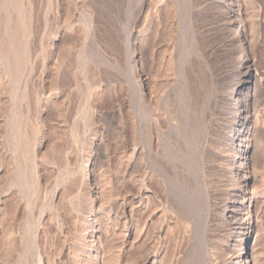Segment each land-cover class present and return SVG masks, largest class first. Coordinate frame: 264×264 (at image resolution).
<instances>
[{
	"label": "rangeland",
	"instance_id": "obj_1",
	"mask_svg": "<svg viewBox=\"0 0 264 264\" xmlns=\"http://www.w3.org/2000/svg\"><path fill=\"white\" fill-rule=\"evenodd\" d=\"M0 36V264H37L28 238L38 225L49 264H143L149 249L135 252L131 210L150 187L149 96L171 121L167 181L189 180L191 209L201 225L210 211L213 245L230 251L232 139L248 98L264 181V0H0ZM251 60L256 78L237 105L239 67ZM115 107L123 128L107 135L102 118Z\"/></svg>",
	"mask_w": 264,
	"mask_h": 264
},
{
	"label": "bare ground",
	"instance_id": "obj_2",
	"mask_svg": "<svg viewBox=\"0 0 264 264\" xmlns=\"http://www.w3.org/2000/svg\"><path fill=\"white\" fill-rule=\"evenodd\" d=\"M235 4L234 6H237ZM1 37L2 36H0V46H3V50L6 49V46L4 45V40ZM237 37H239L238 39L240 44L243 46V52H245L247 56H252V50L249 51V49H246V43L248 42L246 35L240 33L238 30ZM239 73L241 76L237 82L234 97L237 105H239L243 99V91L245 89L249 90L250 85L256 78L252 60L240 65ZM82 75L85 78L91 79L100 76L101 73L99 70L97 73L89 75L88 71H83ZM56 77L54 78L58 79L59 75ZM240 92H242V94H240ZM95 94L98 96L99 93L97 92ZM249 96L251 95L249 94ZM145 98H147V96ZM149 99L150 102L148 111H150V115L147 125L146 140L149 149L147 162L150 167L149 170H151L149 177L150 187L146 189V200L140 199L131 210L133 218V247L136 250L135 252L138 253L141 251L139 250V247L142 246V244L147 246L146 248L149 249V252L147 250L148 255L143 264H257L254 253L261 231V222L259 221V213L261 210L259 211L258 209L264 201V190H262L264 181L263 178L255 171V163H257L255 158L257 155H255L256 147L253 141V136L256 129L253 126L254 123H252L250 116L252 109L249 103V98L247 105L242 110L243 113H245V116L241 115L242 117H238L237 120L235 119L236 122L234 128H236V130L235 134L233 133L234 136L232 139L233 167L230 168V172H234V177L233 183L231 181L232 185H230L231 187L229 189L231 195L230 204L224 213V219L226 220L225 223H228L231 229V237L228 239V242H226L230 251H227L225 248H219L216 244L213 245V241L210 236L211 232L209 233L210 211L205 217V223H202L204 225H201L199 222L200 216L194 212L195 210L191 209L192 206L190 204V198L186 195L187 192L185 191V188L190 186L189 180L187 179L185 182L182 181L184 182L183 188H177L178 191H184L181 195L176 192V187L174 188L169 184V181H167L166 178L168 173L166 174V166H169L167 165L165 158L164 145L167 138V127L171 121L168 123V113L166 111V116L163 111L164 108L161 105L162 103L160 104V102L157 101V103H153L152 96H149ZM120 110L121 109L119 107H115L112 109L111 113L102 118V126L107 135H114L123 128L121 122L122 114ZM95 112L98 113V111ZM102 113L99 112L97 114L99 118L103 116ZM168 137L172 136L168 135ZM100 141L101 139L98 143ZM166 145H168V143ZM141 152L142 149L140 147L134 148V154H139ZM167 161L170 160L168 159ZM223 163L221 161L220 164ZM156 176L160 178V186L158 188H160L161 194L159 193L158 196L155 188L156 185L154 184ZM169 189L170 192H168ZM172 189L175 193L172 192ZM15 205H17L15 206L16 208L20 207L19 202ZM141 210H144L146 213V218L143 221L139 219L140 217H138ZM16 214L17 213L14 212L10 216L6 213V215L4 214V217L7 219L9 218V223L13 224L14 220H16V216L19 215ZM168 214L170 216L173 215V219L175 217V220H173L174 222L172 219L169 220L170 218L168 217ZM45 216V214H42L41 219L44 220ZM156 222L159 224L157 232L155 230ZM178 224H181V230H179ZM41 228L42 227L39 225L35 228L33 227L32 232L29 234L28 252L30 251L29 253L31 254V258L38 257L37 264H49L47 263L45 256L46 251L42 248L40 243ZM8 234L10 235L14 245H17L18 243L16 242L17 240L12 225H10ZM217 253H220L221 256H217ZM133 254L136 255L135 253ZM97 264H101V260H97Z\"/></svg>",
	"mask_w": 264,
	"mask_h": 264
}]
</instances>
